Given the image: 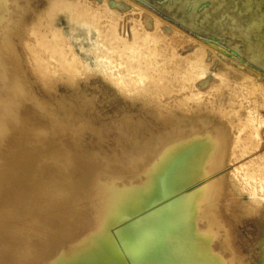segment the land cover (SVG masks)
<instances>
[{
  "label": "bare ground",
  "instance_id": "bare-ground-1",
  "mask_svg": "<svg viewBox=\"0 0 264 264\" xmlns=\"http://www.w3.org/2000/svg\"><path fill=\"white\" fill-rule=\"evenodd\" d=\"M91 1L7 0L13 9L0 17V264H255L259 240L264 248L261 73L221 57L220 68L239 74L224 79V98L207 81L218 73L206 45L180 52L178 28L167 33L156 15L153 27L131 17L125 33L106 0ZM242 43L234 49L254 60ZM30 70L48 84L98 72L102 84L54 103L38 97ZM109 83L130 98L102 123L78 101ZM176 90L180 99L152 101ZM191 101L218 121L185 156L168 127L185 128L195 110L180 105ZM213 136L227 146L208 165Z\"/></svg>",
  "mask_w": 264,
  "mask_h": 264
},
{
  "label": "rangeland",
  "instance_id": "rangeland-1",
  "mask_svg": "<svg viewBox=\"0 0 264 264\" xmlns=\"http://www.w3.org/2000/svg\"><path fill=\"white\" fill-rule=\"evenodd\" d=\"M6 1L7 0H0V17L6 16V13L8 11H12L13 9L10 4L8 6L6 5ZM71 1L75 4L78 0ZM93 1H91V3L98 2L102 4L105 2V0ZM105 3L108 4L107 6L110 8H108L110 10V12L108 11L109 13L117 14L121 18V30L125 33H129L131 17L138 16V18L142 19L143 22L145 21L144 23H147L146 25L153 27L155 24L153 17L156 15L155 17L160 19V27L164 31L166 30L167 33H172L174 32V28H178L180 33L178 35L179 37L176 36V39L180 46V52L187 53L192 47H194L196 42L206 45V47H208L206 51L208 54L207 59L209 57L211 58V56L214 58L213 61H211L210 69L211 71H217L218 73V76L211 73L210 76H208L207 81L215 80V82L219 85L217 92L218 94H223L224 98L227 97V94L224 91H228L226 86L228 83H226L224 79L229 77V80L227 81H231L232 79L237 80L239 78V74L230 72L231 70L229 68H220L219 59L221 57L225 60L227 59L226 61L232 62L233 64L240 63V65H243L245 68L249 67L256 72L261 73L258 78L264 82V0H106ZM56 12L58 13V17L62 20H64V13L69 14V16L72 15L69 10H59ZM180 38H182V40ZM194 40L197 41L194 43ZM238 40L240 43L244 42L245 44H248V48L251 50V55L254 57V60L234 49V45L239 42ZM211 51H214L216 55H212ZM30 71L34 90L37 92L38 97L54 103L61 97L74 95L75 88L77 87L80 90L79 92L86 95L87 93L92 92L93 83L102 84V74L98 72H92L85 77H79L76 79L74 84L64 82L58 77L54 78L53 81L48 84L44 83L33 72V70ZM201 87L203 88V85ZM244 91L245 93L254 91L253 85L250 86L249 90ZM179 94H181L180 90H176L174 94L170 93L168 95L166 93L165 95H157L152 101L157 105H161V103L167 100L168 97H171L172 95L179 97ZM86 98V100L79 99L78 106L85 107L87 113L93 120L106 123L113 115L114 107L118 103L128 100L130 97H126L120 90L117 89V87H115V85L109 83V85L104 88V91L86 96ZM180 98L181 97L178 99ZM261 98L262 97L260 95L258 103L259 106L264 108V106L261 105L264 104V97L263 99ZM191 102V106L186 104L180 105V108L182 109L195 110L193 118L185 121V128H179V126L168 127V133L171 135H179L178 139H180L181 142L178 148L181 150L180 154L185 156H187L188 153H191L192 150L202 141L210 139L205 134L210 130V125H213L218 121L216 119L218 112H207L205 106L198 105L195 101ZM139 104V100H134L129 103V107L136 113L140 107ZM168 109L169 107L167 110ZM258 110H260L258 111L259 113L264 115V110H261V108H258ZM202 112H206L207 119L205 117L202 118V116L199 115ZM225 120L226 119L224 118L222 122ZM149 125L150 122L148 121H146L143 125L141 124L143 127H147ZM231 129H233V127ZM219 131L220 129L215 132ZM212 132L213 129L211 130V133ZM212 139H214L215 142L212 145V152L207 163L208 165L211 164V161L214 160L215 156H219L220 154L215 150L221 149L222 145H224L225 148L227 146L219 141L220 137L213 136ZM216 142L220 143L217 144ZM262 147H264V144H262ZM231 183H233L232 177ZM249 219H244L246 224L251 221V219ZM263 221L264 219H261L260 223ZM250 223L255 222L252 221ZM241 226L243 227V225ZM254 235L256 239L259 236L256 234ZM260 235L262 236V232H260ZM262 243L263 240H259L256 244L257 246L255 248L257 249V252L255 257L258 259V263L256 262L255 264H259V262L264 259V248Z\"/></svg>",
  "mask_w": 264,
  "mask_h": 264
}]
</instances>
